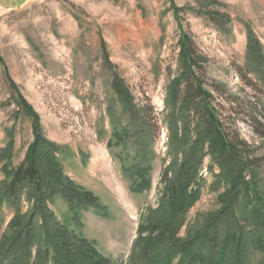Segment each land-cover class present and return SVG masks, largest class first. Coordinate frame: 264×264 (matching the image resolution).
Listing matches in <instances>:
<instances>
[{
  "label": "rangeland",
  "instance_id": "1",
  "mask_svg": "<svg viewBox=\"0 0 264 264\" xmlns=\"http://www.w3.org/2000/svg\"><path fill=\"white\" fill-rule=\"evenodd\" d=\"M209 1L214 2L210 7L196 0H0V152L12 138L9 161L17 167L35 139L34 124L41 137L60 147L65 174L96 196L103 209L83 210L76 224L60 197L47 208L109 264H140L134 257L138 226L163 198L161 176L170 166L164 97L181 70L183 37L201 57L195 74L211 93L219 118L253 147L250 158L259 167L258 186L264 194V88L252 72L244 73L248 29L264 55V0ZM115 77L124 80L133 105L151 107L158 130L150 185L135 192L130 191L136 187L133 178L120 171L131 164L119 159L130 148L107 145L116 121L108 107L117 113L122 107L112 90ZM20 99L36 119L23 111ZM202 161L197 171L200 195L185 215L182 237L186 228L216 214L223 207L221 199L228 197L227 182L213 186L216 166L208 156ZM176 167L177 162L170 170ZM244 172L250 181L252 173ZM20 199L25 213L30 202ZM5 202L0 204V237L15 213Z\"/></svg>",
  "mask_w": 264,
  "mask_h": 264
},
{
  "label": "trees",
  "instance_id": "2",
  "mask_svg": "<svg viewBox=\"0 0 264 264\" xmlns=\"http://www.w3.org/2000/svg\"><path fill=\"white\" fill-rule=\"evenodd\" d=\"M196 1L209 7L214 3ZM184 39L180 40L181 70L169 81L164 97L170 166L165 167L161 176L163 198L158 208L149 209L144 223L138 226L134 246L138 243L139 247L134 257L140 264H264V194L258 186L259 167L250 158L253 147L236 129L226 128L219 118L211 105V93L195 74L201 57L191 41ZM262 52L259 40L248 29L244 73L252 72L264 88ZM111 83L122 107L119 113L108 107L116 121L107 145L123 144L130 148L131 153L125 158L119 155L120 160L131 161L120 171L133 178L136 187L130 191L135 192L150 185L148 173L158 130L151 107L133 105L124 80L115 77ZM20 104L24 112L36 119L28 103L20 99ZM34 133L35 139L17 167H11L9 161L12 138L0 152V160L4 161L0 204L6 201L5 205L15 211L0 237V264H109L110 260L90 241L57 220L47 208L50 200L60 197L76 224L81 223L83 210L103 209L96 196L65 174L60 147L41 137L35 124ZM205 156L216 166L217 172L211 171L213 186L227 182L228 197L221 199L223 207L216 214L196 228H186L182 237L179 232L185 215L200 195L197 171ZM176 162L177 167L171 171V164ZM247 169L252 173L250 181L244 175ZM170 171L172 174L167 177ZM21 196L30 202L25 213L20 210Z\"/></svg>",
  "mask_w": 264,
  "mask_h": 264
}]
</instances>
